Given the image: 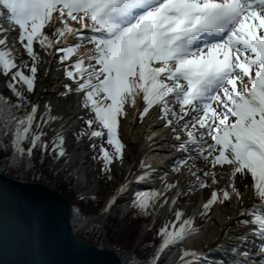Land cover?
Instances as JSON below:
<instances>
[{
  "label": "snow or ice",
  "instance_id": "snow-or-ice-1",
  "mask_svg": "<svg viewBox=\"0 0 264 264\" xmlns=\"http://www.w3.org/2000/svg\"><path fill=\"white\" fill-rule=\"evenodd\" d=\"M10 39L22 45L28 59L21 54L17 63ZM38 49L50 58L59 53L65 75L76 84L73 88L65 83L60 94L83 93V107L95 113L86 123L89 128L98 124L90 136L111 146L99 145L106 172L112 171L114 161H124L121 119L130 114L125 105L135 107L140 97V120L158 106L160 118L175 134L173 147L181 155L173 169L180 173L188 165L196 177L188 191L212 189L199 215L207 216L214 205L226 201L241 203L245 192L237 185V175H250L260 203L241 209L239 215L245 218L238 224L252 225L264 253V0H0V72L11 91L0 92V149L29 167L34 150L42 155L51 151L57 160L66 156L63 127L47 136V129L62 119L52 114L51 102L38 118L37 73L44 60ZM26 93L35 94V100ZM209 157L213 168L230 169L223 188L216 171L202 170L196 163ZM140 163L149 171L137 180L152 173L151 165ZM167 176L161 178L162 188L133 193L139 213L149 215L155 208L150 202L162 201L170 204L169 217L175 214L174 221L169 218L160 227L162 242L144 264H159L165 250L179 247L200 230L196 216L185 218L183 210H175L185 190L179 178L169 181ZM130 187L126 179L117 191L122 194ZM117 198H109V210ZM232 219L227 218L224 229L230 231ZM238 239L241 243L231 246L232 252H241L248 236ZM246 251L233 264H250L243 258ZM203 256L204 249L185 247L179 261L202 264Z\"/></svg>",
  "mask_w": 264,
  "mask_h": 264
},
{
  "label": "rangeland",
  "instance_id": "rangeland-1",
  "mask_svg": "<svg viewBox=\"0 0 264 264\" xmlns=\"http://www.w3.org/2000/svg\"><path fill=\"white\" fill-rule=\"evenodd\" d=\"M16 45V50L18 51L17 54L20 55L23 54V59H28L26 52H23V48L21 44H15ZM20 49V51H19ZM20 53V54H19ZM18 63V62H17ZM41 64L40 63V71H38L37 76H38V80H37V87H36V91L38 89V87L40 86V79H41ZM52 65L57 68V70L55 71L54 76L55 78L53 80H51L50 83H48L47 85H45L42 89L43 91V102L41 104V107L39 109V114H38V118L39 115L42 114L45 111L44 106L47 105L49 102H51V104L53 105V109H52V114L53 115H58L60 112V106L59 105H65L67 106V108H69L70 106H77L76 101H80L78 104V115L72 114L71 115V122L69 123L68 126L66 127H71V131H68V133L65 135V133L63 132V135L65 136V147L67 149L68 153H73V155H77V157H79L81 160L80 164L83 166L84 170H87L89 174H83L82 178L83 181H79L78 178H76V175H74L73 173L69 172V167L68 166H62L61 164H59V160H55V167L53 168H46L41 169L40 167L37 169H32L30 170V177L29 175L26 176V174H28L29 172L26 171V165L24 164V166L20 167V170H18V179H24V180H30L31 177H40L41 176V180L40 182H44L47 183L48 185L52 186L53 188L57 189V190H61V188H64L65 190V194H71V196L76 200H79L80 198H82V201H87L89 203H87V205H85V207L82 208L83 212H89V216H97V214L99 212H101L102 215L103 212L101 211V208L104 204V201L106 200V198L108 196H110L111 194H113V192L116 190L117 188V184L116 182L119 184L121 183V180L117 179L115 176V173L117 171H121V169L118 168V166H122L124 167L125 164H127L126 161V155L128 151H131L130 147L127 145L125 138L123 136L122 133V128H121V139L124 141L125 143V157H124V161L123 163H119L118 161H114L113 162V168L112 171L106 172L104 170V161L100 158L102 153L100 152V148L99 145L101 143H103L104 147H109L111 149V146L108 145L107 140H101V138L98 137H91L90 136V132L96 128H98V124H93L91 126V128H89V126L87 125L86 121L88 119H94L95 118V113L93 111H91L90 109H86L83 107V93H76V92H70L68 95L66 96H62L60 93L65 92L66 89L64 88V84L65 83H71L73 88L76 87L75 82L71 81L70 78H68L65 75V68L62 66L61 62L59 61V53H57L56 57L52 59ZM25 71H27V69H25ZM0 92H2L4 95H11L10 89L7 87V81H6V77L5 75L0 72ZM27 95H29L30 99L34 100V95L35 94H29L26 93ZM73 104V105H72ZM138 102L136 104L135 107H132L129 104L125 105V108L131 112L133 109L138 108ZM63 107V106H62ZM74 107V106H73ZM155 108V107H154ZM153 108V109H154ZM71 111V110H70ZM146 117V115L144 116V118ZM66 117H64L63 119H65ZM60 119L58 121H56L55 123H53L51 125V128L47 129V136L48 138H50L53 135V129H57V128H61L62 124H64V120ZM63 120V121H62ZM124 120H129V116H127L126 118H122L121 119V123ZM161 123H163L164 125V121L159 120ZM121 127V126H120ZM84 131L88 134L86 135H81V132ZM170 138V136H169ZM186 138V137H185ZM145 140H147V136H145V138H143ZM171 141H175V136H172L170 138ZM212 141L209 139V143H211ZM95 144L97 145L96 148H93L92 145ZM170 150H174V147H170ZM40 154V152L38 150H34V156H33V160H32V164H35V166H38L37 163L39 162V159H37V156ZM144 155V154H143ZM211 157H209L207 160H204L203 158H198V160L196 161L197 164L199 165V167L203 170L204 166L208 167V170L210 171H215V170H219L221 171V167L219 165H216L214 168L211 164ZM175 163V160L173 161ZM4 161L0 163V165H3ZM6 163V162H5ZM193 163L192 161L189 162V164ZM80 165V166H81ZM5 167V164L2 166V170ZM173 165L171 167L168 168V172H166L168 174V177L171 178V180H176L177 176H179L182 172L184 173L187 169H188V165H185L180 173H176L175 171H173ZM223 170H225V172H222V175H226L227 172L230 171V169H228V166L225 165ZM195 171V169H194ZM164 175V174H163ZM197 175H202V173H197ZM109 176H111V179H109ZM220 177L221 182H223L224 180H226V177ZM29 177V178H27ZM191 178H193L194 180L189 182L192 183L195 181L196 177L195 176H191ZM208 183L209 185L212 184V180L211 178L208 179ZM227 183V181L225 182ZM253 181L251 179V176H247V177H240V175H237V185L245 190V189H253L251 187ZM162 183H155V184H151V186L149 187V189H144L140 192H147L150 189H160ZM245 185H249V187H245ZM73 190V193H72ZM174 190V189H173ZM173 190H171L168 193V196L171 197V194L173 192ZM211 188L210 187H205V188H197L194 191H188L187 188V192H185V194H182L179 197V202L177 204L178 208L180 210H186L184 211L185 213V218L187 216H192L194 214V212L196 211V214H194L196 216V220L195 223L196 225L199 227L200 232L203 231L205 224L208 223V221L211 219V216L215 210L216 205H214L213 207V211L211 213H209L207 216H203V215H199V213L202 211V209H198V197L196 198H192L190 199V195H198L200 193L205 194L206 199L209 198L210 196V192H211ZM254 191V189H253ZM61 192V191H60ZM137 192V191H136ZM62 193V192H61ZM63 192V195L65 197H67L69 199V197L67 195H65ZM119 196L122 200V203H115V205L111 208V210H109L108 213H105L107 215V217L109 218V221L114 223L115 225H118L119 228L118 230H120V232L118 234H114V233H109V245H107V235L102 234L100 240L97 242V244L95 245H99V246H105V247H109V248H113L116 251L117 248L113 247V245H121L120 242L123 243V241H121L122 239H125L126 236L123 234L122 230H125V232H127L128 236H130L131 239V243L130 246L127 249H124L125 252L121 253L120 257L123 261L124 264H138L140 260L145 261V260H149L151 256H153L156 252V249L158 248V246L161 244V238L157 235L160 227L164 224L165 220L164 217L159 218L158 221L156 222V224L154 225L153 229L150 231V233L148 235L144 234L142 232L143 230V225L145 223H149V224H153L154 223V208H150V214L149 215H144V214H137L135 208L133 207V191L129 190L128 192L125 193H119ZM81 201V200H80ZM254 201H259V198L255 195H252L250 197H248L247 199H244L241 203L236 204L235 209H232L234 203L231 202H227L224 203L222 205L223 209L227 210V213H229V217H233V221H231L230 224V231L231 230H238V221L244 219L245 217H242L241 215H239L240 210L242 209V207H246V206H250ZM161 202V201H160ZM159 202V203H160ZM98 203H100L99 208L97 209V211L95 210V205H97ZM151 204H154L155 206H157V201H151ZM188 203V207L186 209V204ZM121 204V205H119ZM200 210V211H199ZM136 211V212H135ZM250 215V213H249ZM101 217H97V219L92 220L91 222H94L98 219H100ZM102 219V218H101ZM171 220H175V214L172 216ZM89 223L86 222V227ZM178 226V224H177ZM248 227H252V225H247ZM85 229H81L79 231H77V234H81L82 232H85ZM104 229H106L105 227L103 228L102 233H104ZM248 241H251L250 238L248 239ZM91 243V242H90ZM184 243V242H183ZM182 243V244H183ZM241 243V241L239 240V244ZM94 244V243H92ZM102 244V245H101ZM243 247H249L250 244H243ZM171 248V247H170ZM201 249V246L198 244L196 246V249ZM136 252H139L138 254H136ZM163 256V253L161 254L160 258H159V264H167V259H165ZM261 263L263 264V261H261Z\"/></svg>",
  "mask_w": 264,
  "mask_h": 264
},
{
  "label": "water",
  "instance_id": "water-1",
  "mask_svg": "<svg viewBox=\"0 0 264 264\" xmlns=\"http://www.w3.org/2000/svg\"><path fill=\"white\" fill-rule=\"evenodd\" d=\"M1 167L0 264H124L115 249L76 233L72 202L59 190Z\"/></svg>",
  "mask_w": 264,
  "mask_h": 264
},
{
  "label": "bare ground",
  "instance_id": "bare-ground-1",
  "mask_svg": "<svg viewBox=\"0 0 264 264\" xmlns=\"http://www.w3.org/2000/svg\"><path fill=\"white\" fill-rule=\"evenodd\" d=\"M13 35H15V33H13ZM18 42L16 43H12L11 39L9 42V47L14 48V50L16 51L17 54V50H16V45ZM38 51H41V55L44 57V60H42V64H41V79H40V86L38 87L36 93H38L39 98H40V105L43 102V87L45 85H47L48 83L51 82V80H53L55 78L54 74L55 71L57 70V68H55L52 65V59L50 58L47 54V52L38 49ZM20 54V53H19ZM20 55L17 54V62H20ZM45 61H49L48 63H46ZM36 96L34 95V100H35ZM139 97H137L138 100ZM80 101H76L77 106L73 105L70 106L69 108H67V106L63 105H59L60 106V112L58 114V116H61L62 119L64 117H66L64 120V124H62L63 127V132L65 133V135L68 133V131H71V127H66L69 125V123L71 122V115L74 114L78 115V106ZM79 103V104H78ZM141 99L139 100V105L138 108L133 109L131 112H129L130 114L129 116V120H124L121 123V128H122V133L123 136L125 138V141L127 143V145L130 147L131 151L126 152V161L127 164H125L124 167H120L118 166L119 169H121V171H117L115 173V176L117 179L121 180V183H117L116 182V190L113 192V194H111L110 196H108L106 198V200L104 201V204L101 208V211L103 213H108L109 209L107 207V203L109 201V198L112 195H117V201L115 203H122V200L118 194V188L119 185L124 183L126 179L128 180H134V178L137 175H141L144 174L145 172H148L149 169L144 168L140 161H144L145 164L151 165L152 168V173L149 175L150 177H156V180L158 179L159 181H161L162 185L160 188H162L163 186V181H162V177L164 176L163 174H165L166 172H168V168L171 167V158H174V154L172 155V157L168 158V155H170V150L168 147L171 146V144L168 141V144L166 142V140H168L167 138H169L171 131L170 128L164 126L160 121H157L158 117L160 116V109L159 107L154 108L149 110V113L146 115L145 118H143V120H140L139 118V112L137 111V109H139L141 107ZM130 105V104H129ZM63 106V107H62ZM71 110V111H70ZM39 114V112H38ZM62 120V121H63ZM145 136H147V140L143 139L145 138ZM173 136V134L171 135ZM154 142V143H153ZM170 144V145H169ZM167 145V146H166ZM152 147V148H150ZM152 149V150H150ZM148 153V154H146ZM145 154V155H143ZM146 156V157H145ZM149 156V158H147ZM81 159L79 157H77V155H73V153H68L67 149H66V156L63 158L59 159V164H61L62 166H68L69 167V172L73 173L74 175H76V178L79 179V181H83L82 177L83 174H89L87 173V170L83 169V166L80 164ZM197 163V162H196ZM81 165V166H80ZM203 170H208V167L204 166ZM3 171V170H2ZM131 171V175H129V172ZM218 173L217 179L219 180V187L223 188L225 185H227L229 183V179H228V173L226 175H222V172H225V170L221 169V171L219 170H215ZM226 177V180H224L223 182H221L222 179H220V177ZM191 175L189 174V168L183 173H181L179 176H177V178L180 179L181 181V185L180 187H183L184 190L186 188H188L189 186V180H190ZM150 178L141 181L142 183H140L139 187L143 186L144 183H148L147 181H149ZM192 179V178H191ZM169 181H174L171 180L170 177H168ZM227 181V183H225ZM35 182H40V181H35ZM150 183V182H149ZM47 184V183H45ZM48 185V184H47ZM241 189V188H240ZM176 191V189L173 190L171 196L174 194V192ZM241 191L245 192V197L244 199H247L248 197L254 195V191L253 189H241ZM198 197V209H202V205L204 202H206V197L204 192L200 193L198 195H190V199L192 198H196ZM170 198V197H169ZM160 202V201H159ZM157 203V206H155L154 208V223L153 224H149V223H145L143 225V230L142 232L146 235H148L150 233V231L153 229V226L156 224V222L158 221L159 218L164 217V220L166 221L167 219H171L173 214L169 217V210H170V204H163V202L161 201L160 203ZM179 202V198L177 200V203L175 205V210H180L177 206ZM227 204V201L224 202ZM234 205L232 206V209H235L236 206V202L233 201ZM115 205V204H114ZM113 205V206H114ZM121 205V204H119ZM188 203L186 204V209ZM112 206V207H113ZM186 211V210H183ZM200 211V210H199ZM194 214H196V211L194 212ZM229 213H227V210L223 209L222 205L217 204L215 207V210L211 216V219L208 221L207 224H205L204 229L202 232H200V230L193 234L191 237L187 238L183 244H181L179 247H171L169 249H167L164 253V257L168 260L167 264H180L179 261V257L182 253L183 248L185 247H193L196 248V246L199 244L201 246V249H204L205 251H208L210 249H212V247L217 244L218 241L223 242V246H226L229 249L230 244L235 245L236 244V240H237V236L240 234L239 231H243V230H238V231H229L227 229L223 228V225L226 223L227 218ZM195 216V215H194ZM72 224L73 227L79 231L81 229L86 228V222L84 219H82L80 216L76 215L73 216L72 215ZM98 217V216H97ZM95 217V218H97ZM93 218V219H95ZM233 221V220H232ZM165 223V222H164ZM247 227H244L242 229H246ZM77 233V232H76ZM102 245V244H101ZM200 249V248H199ZM203 261V260H202Z\"/></svg>",
  "mask_w": 264,
  "mask_h": 264
},
{
  "label": "trees",
  "instance_id": "trees-1",
  "mask_svg": "<svg viewBox=\"0 0 264 264\" xmlns=\"http://www.w3.org/2000/svg\"><path fill=\"white\" fill-rule=\"evenodd\" d=\"M27 143L25 144V147H27ZM8 157L7 154L5 153L4 150L0 149V163L3 162L5 160V158ZM37 159H39V162L37 163L38 166H35V164H32V161H31V166H27L26 164V171H30L32 169H37V168H41V169H46V168H53L55 167V158L53 156V153L51 151L48 152L47 155H42L41 153L37 156ZM33 160V159H32ZM20 167H21V164L13 161V160H10V158L8 157L7 161H6V164H5V167L3 168V172L6 173L7 175L11 176V177H18V170H20ZM30 172L27 175H29ZM30 177V175H29ZM27 177V178H29ZM30 179V178H29ZM32 181H41L43 179H41V176L40 177H31ZM63 194H65V190L64 188H61L60 190ZM72 193H73V190H72ZM69 197V199L72 201V215L73 216H80V217H83V218H86L87 216H89V212H83L82 211V208L85 207V205H87V201H82V198H80L79 200H76V198L74 199L71 194H65ZM81 200V201H80ZM99 205L100 203H98L97 205H95V210L94 211H97V209L99 208ZM135 211L137 214H141L139 213L138 209L135 208ZM109 218L110 217H105L103 222L100 221V220H96L94 222H89V224L87 225L86 229H85V232L79 234V236L81 238H83L84 240H86L87 242H91V243H94V244H97V242L100 240L102 234L104 235H107V245H109V233H114V234H118L120 232V230H118L119 226L118 225H115L114 223L110 222L109 221ZM106 228L104 229V233H102L103 231V228ZM123 231V234L126 236L125 239H122L120 242L121 245H113V247L117 248L119 254L121 255V253L125 252L124 249H127L129 246H130V243H131V237L128 236L127 232H125V230H122ZM139 252H136V254H138ZM138 264H144V261L140 260Z\"/></svg>",
  "mask_w": 264,
  "mask_h": 264
}]
</instances>
